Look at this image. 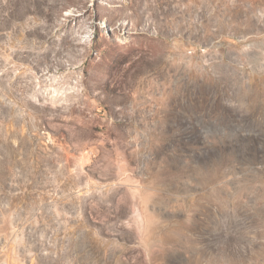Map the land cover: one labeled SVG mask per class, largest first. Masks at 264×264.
<instances>
[{
    "label": "rangeland",
    "instance_id": "obj_1",
    "mask_svg": "<svg viewBox=\"0 0 264 264\" xmlns=\"http://www.w3.org/2000/svg\"><path fill=\"white\" fill-rule=\"evenodd\" d=\"M0 264H264V0H0Z\"/></svg>",
    "mask_w": 264,
    "mask_h": 264
}]
</instances>
